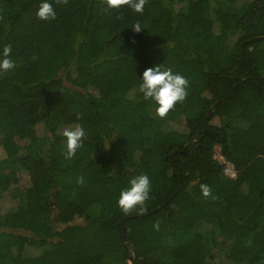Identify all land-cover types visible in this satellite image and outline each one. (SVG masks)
Segmentation results:
<instances>
[{
	"label": "trees",
	"instance_id": "trees-1",
	"mask_svg": "<svg viewBox=\"0 0 264 264\" xmlns=\"http://www.w3.org/2000/svg\"><path fill=\"white\" fill-rule=\"evenodd\" d=\"M52 2L41 20L39 0H0L16 62L0 74V196L15 202L0 206V264H264V0ZM155 63L189 80L164 117L136 90ZM75 123L87 138L66 159ZM138 173L149 199L125 214Z\"/></svg>",
	"mask_w": 264,
	"mask_h": 264
},
{
	"label": "clouds",
	"instance_id": "clouds-1",
	"mask_svg": "<svg viewBox=\"0 0 264 264\" xmlns=\"http://www.w3.org/2000/svg\"><path fill=\"white\" fill-rule=\"evenodd\" d=\"M146 0H106V5L110 9H122L127 6L135 13H142ZM35 15L41 20L54 19L56 11L52 0H39ZM136 31L141 29L139 23L133 27ZM12 45L5 44L0 50V74H4L16 67V62L12 58ZM137 91L142 94V98L154 105L155 113L164 117L170 109L178 102H183L189 92V80L186 76L172 67L162 63H155L144 68L139 76ZM60 134L65 138L66 159L73 158L77 150L82 147L87 138V131L80 123L64 127ZM234 176L235 173H232ZM76 182L84 183L83 176H78ZM152 188L151 179L147 173H138L131 176L124 187L119 191L116 204L122 212L127 214L133 209L144 211V203L149 199ZM200 194L203 197L212 195V189L207 183H200ZM154 228L158 229L159 224L155 223Z\"/></svg>",
	"mask_w": 264,
	"mask_h": 264
},
{
	"label": "rangeland",
	"instance_id": "rangeland-1",
	"mask_svg": "<svg viewBox=\"0 0 264 264\" xmlns=\"http://www.w3.org/2000/svg\"><path fill=\"white\" fill-rule=\"evenodd\" d=\"M219 1H221V0H219ZM177 126V128L178 129H180V130H182V129H184V121H179V122H177V124H176ZM4 156V153H3V151L1 150V148H0V157H3ZM214 157L220 162V163H225L226 164V168H225V171L228 173V174H230V175H232V173H235L234 172V170H233V165L232 164H230V163H227L226 161H225V159L222 157V155L220 154V149H219V147H216L215 148V154H214ZM19 175H20V182L18 183L19 184V186L21 187V188H24L25 186H27L28 184H29V177H27L26 175H24V174H22V173H19ZM15 202H13L12 201V199H11V197L8 195V194H3L2 196H0V206H1V208H3V209H9V208H12V207H14L15 205ZM83 217H80V216H78V217H76L75 219H74V221H73V223H78V224H80V223H82L83 222Z\"/></svg>",
	"mask_w": 264,
	"mask_h": 264
},
{
	"label": "water",
	"instance_id": "water-1",
	"mask_svg": "<svg viewBox=\"0 0 264 264\" xmlns=\"http://www.w3.org/2000/svg\"><path fill=\"white\" fill-rule=\"evenodd\" d=\"M211 113H212V110H209L207 118L210 117ZM133 262H134V255L133 254H130L127 264H133Z\"/></svg>",
	"mask_w": 264,
	"mask_h": 264
}]
</instances>
